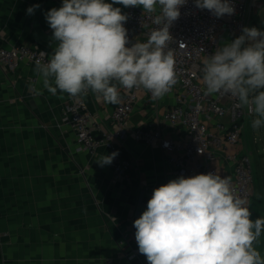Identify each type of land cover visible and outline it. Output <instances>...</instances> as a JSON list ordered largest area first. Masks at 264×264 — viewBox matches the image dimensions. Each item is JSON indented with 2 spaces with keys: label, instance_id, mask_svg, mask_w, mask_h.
<instances>
[{
  "label": "crops",
  "instance_id": "crops-1",
  "mask_svg": "<svg viewBox=\"0 0 264 264\" xmlns=\"http://www.w3.org/2000/svg\"><path fill=\"white\" fill-rule=\"evenodd\" d=\"M62 3L0 0V45L29 44L51 58L58 42L45 16ZM259 3L248 0L245 22L264 31V0ZM33 5L39 7L27 14ZM35 66L21 61L10 70L0 64V264H148L134 221L154 189L180 176L158 142L138 141L130 132L115 143L131 161L128 176L101 166L97 161L111 155L110 146L80 148L76 131L63 121L68 94L44 89ZM172 96L167 93L164 103L171 104ZM83 98L91 122L110 125L115 105L91 91ZM151 102L137 103L132 125L151 118ZM245 130L242 150L250 153ZM167 132L185 135L183 129ZM254 191L255 183L252 197Z\"/></svg>",
  "mask_w": 264,
  "mask_h": 264
},
{
  "label": "clouds",
  "instance_id": "clouds-1",
  "mask_svg": "<svg viewBox=\"0 0 264 264\" xmlns=\"http://www.w3.org/2000/svg\"><path fill=\"white\" fill-rule=\"evenodd\" d=\"M186 0H63L46 13L57 41L47 63L36 62L43 88L53 95L96 94L118 104L116 83L125 89L143 87L153 100L162 99L177 83L173 38L169 27L180 17ZM124 7L142 6L159 14L146 42L131 47L122 14ZM215 16L234 14L228 0H195ZM39 5L26 11L33 14ZM259 38V39H258ZM42 55H46L41 52ZM205 94H231L264 126V31L244 27L234 41L206 56L201 69ZM118 153L97 162L110 164ZM248 200L237 195L229 177L207 173L170 180L153 190L147 209L134 221L139 252L148 264H264L254 246L264 233V218L251 219Z\"/></svg>",
  "mask_w": 264,
  "mask_h": 264
},
{
  "label": "built area",
  "instance_id": "built-area-1",
  "mask_svg": "<svg viewBox=\"0 0 264 264\" xmlns=\"http://www.w3.org/2000/svg\"><path fill=\"white\" fill-rule=\"evenodd\" d=\"M252 1L260 6V0ZM228 2L234 7V14L222 17L197 8L195 0H186L180 7V17L169 27L173 40L168 47L174 52L177 72L171 104L164 103L165 96L153 100L151 92L144 91L143 87L128 90L113 81L120 99L115 104L110 125L102 128L91 122L83 95L73 97L68 94L63 121L76 131L80 148L95 151L107 144L111 154L118 153L110 163L116 176L127 177L131 167L130 159L115 144L130 132L138 141L158 142L180 177L210 172L229 177L235 193L248 200L250 211L254 169L251 154L242 150V142L246 122L253 115L231 94L206 95L202 81L201 69L206 56H212L218 48L234 41L246 27L248 0ZM113 6L120 7L122 14L128 17L124 22L129 39L127 47L146 42L151 31L159 27L153 23L154 16L159 14V6L156 13L145 12L136 6ZM41 52L25 43L9 48L0 45V64L15 70L21 61L47 63L50 58ZM142 91L145 92L143 97ZM142 98L152 101L153 114L146 122L132 125L131 115ZM169 129H183L185 135L170 134Z\"/></svg>",
  "mask_w": 264,
  "mask_h": 264
},
{
  "label": "rangeland",
  "instance_id": "rangeland-1",
  "mask_svg": "<svg viewBox=\"0 0 264 264\" xmlns=\"http://www.w3.org/2000/svg\"><path fill=\"white\" fill-rule=\"evenodd\" d=\"M142 8V6H136ZM263 12L262 9L259 10ZM255 118V117H254ZM252 118L251 121L254 119ZM246 122V141L244 146L251 154L254 169L255 191L250 201L251 219L264 218V126L253 129L252 122ZM264 257V233L261 234L259 241L254 245Z\"/></svg>",
  "mask_w": 264,
  "mask_h": 264
}]
</instances>
